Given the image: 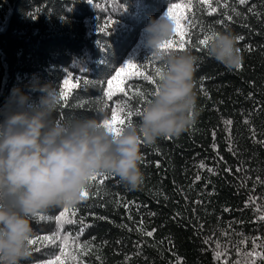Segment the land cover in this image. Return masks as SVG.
Listing matches in <instances>:
<instances>
[{"label": "trees", "instance_id": "1", "mask_svg": "<svg viewBox=\"0 0 264 264\" xmlns=\"http://www.w3.org/2000/svg\"><path fill=\"white\" fill-rule=\"evenodd\" d=\"M174 3L192 26H182L193 41L183 51L198 58L194 122L178 137L141 144L143 181L135 190L101 175L76 205L38 211L30 239H40L22 264H56L57 257L63 264H264L257 255L264 254V0L211 7L201 0H0V112L12 103V88L36 74L59 92L66 79L78 81L61 101L60 119H110L126 102L119 92L104 96L117 71L129 62L145 73L150 64L163 68L142 30ZM224 31L243 37L239 68L208 56L212 39L199 44ZM157 83L125 80L149 92L147 100ZM128 102L140 111L147 104Z\"/></svg>", "mask_w": 264, "mask_h": 264}, {"label": "clouds", "instance_id": "2", "mask_svg": "<svg viewBox=\"0 0 264 264\" xmlns=\"http://www.w3.org/2000/svg\"><path fill=\"white\" fill-rule=\"evenodd\" d=\"M175 22L166 12L149 17L142 30L150 57L162 65L155 91L132 122L116 132L89 116H57L61 95L56 84L33 74L14 86L10 105L0 114V264H22L31 256L30 218L56 206L71 207L83 199L91 179L114 175L130 190L143 181L141 144L178 137L196 117L194 73L198 58L165 45ZM238 36L215 34L208 56L227 68L241 64ZM39 93L36 99L32 93Z\"/></svg>", "mask_w": 264, "mask_h": 264}, {"label": "snow or ice", "instance_id": "3", "mask_svg": "<svg viewBox=\"0 0 264 264\" xmlns=\"http://www.w3.org/2000/svg\"><path fill=\"white\" fill-rule=\"evenodd\" d=\"M205 2H207L208 6L211 7V3L214 2V0H201V3H205ZM240 2L243 3L244 0H240ZM189 3H190V0H189ZM181 7L182 5L174 3L172 4L171 8H169L166 11L167 15L170 18H172L175 22L176 27H175L174 34L179 33V38L167 41L166 44L162 45L161 47H167L171 50L183 51V50H186L187 46L193 43L191 39L190 31L187 29L182 30V26L184 25H187L188 29H190L192 26L189 23V18L185 15L180 14ZM213 10L215 11V9ZM228 18L232 19L231 16H229ZM201 31L203 33V29ZM213 35L214 33L204 35V38L199 40V44L206 46L208 41L213 38ZM238 39L242 40L243 37H238ZM176 45H179V47H175ZM149 66L152 67V71L145 73L144 71H141V68H143V65L138 66L136 64H132L131 62H129L119 71H117L115 76H113L111 79L107 81L108 88L107 90H105L104 96L109 101L112 100V98L115 96L117 92L122 93L123 96L126 98V102L123 105L117 103V105L112 109L110 119H104L102 121L103 125L107 126L110 131L112 132L118 131L122 127L132 123L133 116H139L141 111L139 110V108L134 109L128 102L129 99H137L144 103L149 102V100L146 99V97L149 95V92L143 89H140V88H136V86L132 84L125 85V80H128L130 77H133V76H142L145 80L149 81V83L155 84L156 80L159 79L160 77V73L162 69L156 68L152 66L151 64ZM239 67H240V64L237 65V68ZM85 83L87 82L85 81ZM78 86H79L78 81L72 82L71 84L68 79L64 81V87L61 88L60 95H61V101H64L65 105H66L68 95H70L72 90ZM129 92H131L132 94L131 97H129ZM101 175L108 177V174H98L91 179V182H95L98 179V177ZM100 182L103 183V180H101ZM82 196H83V199L86 196H88L87 190L82 192ZM66 211L67 209H65L63 212L60 213L59 216L56 217L57 221H59L61 217L64 216V212ZM148 235L151 236L152 233L149 232ZM39 239H40L39 237L35 239H30L28 243L35 244L39 241ZM45 239H47V237ZM85 247H87V245H85ZM257 255L259 259L264 260V254H257ZM49 264H52V262H49ZM56 264H63V262L60 261L59 257H57ZM237 264H239V262H237ZM252 264H255V261H253Z\"/></svg>", "mask_w": 264, "mask_h": 264}]
</instances>
